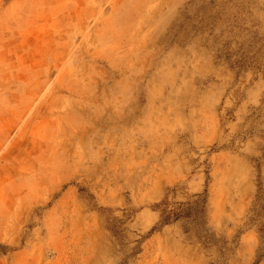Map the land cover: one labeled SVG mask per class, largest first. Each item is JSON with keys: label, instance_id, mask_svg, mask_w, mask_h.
<instances>
[{"label": "rangeland", "instance_id": "1", "mask_svg": "<svg viewBox=\"0 0 264 264\" xmlns=\"http://www.w3.org/2000/svg\"><path fill=\"white\" fill-rule=\"evenodd\" d=\"M263 207L264 0H0V264H264Z\"/></svg>", "mask_w": 264, "mask_h": 264}, {"label": "trees", "instance_id": "2", "mask_svg": "<svg viewBox=\"0 0 264 264\" xmlns=\"http://www.w3.org/2000/svg\"><path fill=\"white\" fill-rule=\"evenodd\" d=\"M204 195L196 197L197 200L192 203H187L184 206H179L174 210L167 211L162 210L160 212V219L163 225L173 224L182 221L184 224V232H189L198 228V226L206 225V199ZM201 199V200H200ZM203 199V200H202ZM263 210V221L259 224L260 233V244L256 252V263L264 261V207ZM207 239H211L209 235H205ZM213 241V240H212Z\"/></svg>", "mask_w": 264, "mask_h": 264}]
</instances>
